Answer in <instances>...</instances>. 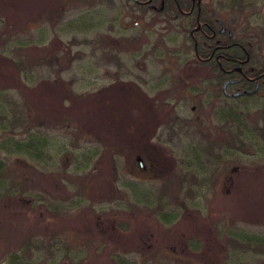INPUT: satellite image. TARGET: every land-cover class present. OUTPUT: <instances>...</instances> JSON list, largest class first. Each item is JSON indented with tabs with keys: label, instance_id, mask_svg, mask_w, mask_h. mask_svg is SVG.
<instances>
[{
	"label": "rangeland",
	"instance_id": "obj_1",
	"mask_svg": "<svg viewBox=\"0 0 264 264\" xmlns=\"http://www.w3.org/2000/svg\"><path fill=\"white\" fill-rule=\"evenodd\" d=\"M90 1L91 5L61 6V20L51 25L48 12L54 7L53 0H0V9L10 15L13 28L9 26V34L29 39L43 28L47 35L42 42L25 48L11 46L6 54L1 52L0 42V83L14 87L10 84H16L25 71L51 83L63 76L71 91L91 92L88 99L93 98L91 112L95 111V119L87 118L83 126L75 120H59V110L49 109L44 100L26 104L25 109L36 115L44 110L37 127L54 136L58 146L51 149L56 156L50 164L0 152L6 165L0 174V264H7L12 252L35 264H230L224 257L233 249L244 256L242 264H264V252L228 243L219 233V228L237 227L264 234V156L254 150H237L223 162L216 184L210 181L209 171L203 174L209 182L202 187L189 181L172 193L162 179L174 168L192 170L187 147L195 148L201 166L209 168L211 154L198 126L206 116L217 122L215 116L223 103L210 105L204 101L208 91L204 95L195 91L197 95H183L176 102L175 120L157 124L148 108L145 119L139 111L133 112V87L152 98L173 84V74L181 73L192 81H198L206 71L209 74L195 61L184 60L179 72L169 65L168 46L176 47L178 59L192 56L182 47L186 31L180 20L157 13L160 1L144 14L131 0ZM203 1H209L216 14L230 11L222 0ZM245 12H249L248 22L231 15L236 23L231 34L254 35L252 39L264 49V0H245ZM85 14H92L97 22L89 28L64 25ZM88 24V18L79 21V25ZM108 34L116 39L115 47L99 39ZM123 41L128 46H122ZM118 82L121 84L113 85ZM163 98L173 101L175 95L160 93L150 106L160 105ZM248 103L253 113L261 99L255 97ZM186 117L193 118L192 122H184ZM89 122L93 128H88ZM257 122L252 118L247 123L255 126ZM82 126L84 131L77 137L74 131ZM107 137L111 143H125L127 149L119 152L112 144L105 151L102 141ZM95 148L103 153L84 170H76L85 158H76L71 151ZM123 179L156 192L167 185L162 200L171 206L162 204L178 211V219L171 224L158 219V203L148 205L133 198ZM141 189L136 187L135 193L141 195ZM119 220L128 228L118 227ZM189 236L201 242L198 251L185 245Z\"/></svg>",
	"mask_w": 264,
	"mask_h": 264
},
{
	"label": "trees",
	"instance_id": "obj_2",
	"mask_svg": "<svg viewBox=\"0 0 264 264\" xmlns=\"http://www.w3.org/2000/svg\"><path fill=\"white\" fill-rule=\"evenodd\" d=\"M142 1L146 0H131L132 5L140 9L142 14H144L146 10L152 8L148 7L146 3L155 4L157 1H160V3H162V8L156 12L166 13L173 19L178 18L183 29L185 28L186 34L182 47L190 51L192 56L187 57L185 55L183 59H178L176 57V47L171 48L168 46V54L166 57L169 65H174L179 72L181 70L180 64H182L184 60L188 62L195 61L200 64L203 70L207 69L209 74H206L207 71L204 72L203 75L198 77V81H192L189 76L184 78L181 73L177 75L173 74V84L153 94L152 98L158 97L160 93L166 96V94L172 92L175 95L174 100L170 101L163 98L162 103L160 105L157 104L154 108L150 106L152 98L144 95L138 87H133L131 92L133 98L136 100L133 112L139 111V115L143 116L145 119L147 117L148 108L154 122L156 121L157 124H161L162 122L165 123L167 119L173 118L175 120L177 116L175 104L183 95H197L194 93L195 91H199V94L201 93L204 95L208 91V93L205 94L206 97L204 101H207L210 105L214 102L221 101L223 105H220L215 116L217 122L212 121L210 117L206 116V120L198 126L205 147H207L206 150L211 154V156L208 157L209 168L204 169L203 166H201L203 164L195 148L189 147L188 149L187 147L186 151L189 153H186L188 154L187 158L190 157L192 161L189 163L187 159L185 160L193 167L192 170L190 172L189 170L185 172L181 168L180 170L174 168L169 172H165L162 178L163 180L166 179L164 182L171 187L172 193L178 189L179 184L187 185L190 182H195L202 187L209 182L206 180V176L203 175L205 172L209 171H211L209 176L213 178L210 181L216 184L220 181L219 178L222 176L221 167L223 162L234 157L237 150H243L244 152L254 150L264 156V92L262 90H257L253 93L245 92L232 96L223 89L224 81L234 78H240V80L231 83L228 90L237 87L251 89L254 87L253 78H256L264 70V49L260 47V42L255 40V38L252 39L254 35H248L242 32H234L231 34L230 32V29H235L233 24L235 23V19H233L231 15H235V18L242 17V20L248 22L249 12H245V0H222L230 8L229 13L225 14H216L212 10L210 2L203 0ZM82 2L87 5H91L92 3L90 0H53L54 7L48 12L50 24L55 25L61 20L62 16L59 9L61 6ZM2 13L3 11L0 9V42H3V49H1V52H4V54H6L5 50L11 48V46L21 49L31 45L33 42H42V40L47 38L43 28L37 31L36 37L34 35L29 39L19 37V35L9 34V26L13 28L8 19L10 15H4V13ZM84 18H88L89 24L79 25V21H82ZM96 22L92 14H85L81 15L77 21L72 19L64 25H78L76 29L80 27L89 28ZM222 26L224 30H222ZM22 27L25 28V25ZM13 32L16 33V29ZM9 36H11V38H9ZM110 36L109 34L104 37L99 36V39L106 40L107 45L115 47L116 39H111ZM118 41L122 43L121 40L118 39ZM123 44L122 46H128L127 41H123ZM116 57H118V54ZM18 65L22 69L26 68L22 67V63ZM43 77L50 78L49 76ZM18 80L16 84H10L14 87L8 86L5 83H0V152L21 155L41 163H53L56 152L51 154V149L56 147V145L58 146L57 140L46 131L43 133L40 132L37 127L40 122L39 119L44 118V110L40 109L37 111L40 114L36 115V112L32 109L31 111L28 108L25 109L26 104L34 100H44L48 102L47 106L49 109L59 110L56 112L59 120H63V122L66 123L75 120L83 126H86L85 123L87 118L95 119V116L92 115L95 111L93 110V112H91V102L93 98L88 99L91 92L75 93L71 91L68 81L63 78V76L57 77L56 81L51 83L49 80L41 81V76L38 77L33 72L25 71L24 76L21 74ZM117 84L121 83L118 82L113 85ZM128 97L130 98V95H128ZM255 97H259L261 103L257 105L256 110L252 113V110H250L251 105H249L248 102H252V99ZM26 115L28 117H26ZM252 118L258 120L257 125L249 126L247 122ZM191 119L193 118L186 117L184 122L189 124L192 122ZM89 125L91 127L88 128H93L91 122H89ZM83 126L82 129L77 127L78 130L74 131L77 133V137L84 131ZM147 139V141L143 140L144 144L147 143L150 138ZM110 143L108 137L107 140L102 141V147L103 149L105 148V151L108 145L110 147L112 144H114V149L119 152H124V148L127 149L125 143ZM100 153L103 152H100L99 149L96 148L93 150L82 149V151L78 153L71 151L74 157L78 158L82 156L85 158L82 161L83 163H81L83 166H75L76 170H84L90 162L94 163ZM104 156H107V154H103V157ZM185 160H182V162ZM5 166L4 160L0 157V174ZM191 177L194 181L190 180ZM83 178L86 180V176H83ZM123 181L129 188L133 198L148 205H152L155 202L158 203L156 205V210L158 211L157 217L165 224H171L178 219V211L163 206L162 204L166 203L167 206H171L170 203L163 202L162 200V194L165 193L164 189L167 185H165L164 189L159 188L158 192H156L155 189L144 187L136 181L125 179H123ZM136 187L142 188L141 190L143 192L141 195L135 193ZM81 191L84 192V187ZM117 226L121 229L128 228V225L123 220H119ZM219 229V233L225 235L222 236L225 237L228 243L236 242L239 247L247 245V247L252 246L254 250L256 249L264 252L263 233L250 232L237 227ZM185 245L189 250L196 252L200 249L201 242L195 236H189ZM241 254L239 250L233 249L229 252L228 258L226 256L224 257V260L230 264H242L245 260L242 259L244 256H240ZM7 260V264L36 263L34 260L23 259L18 252L10 253Z\"/></svg>",
	"mask_w": 264,
	"mask_h": 264
},
{
	"label": "flooded vegetation",
	"instance_id": "obj_3",
	"mask_svg": "<svg viewBox=\"0 0 264 264\" xmlns=\"http://www.w3.org/2000/svg\"><path fill=\"white\" fill-rule=\"evenodd\" d=\"M147 1V0H146ZM146 1H142V2H146ZM150 1V0H149ZM147 4V6L148 7H152L153 8V6H151V4L150 3H146ZM154 5V4H153ZM222 30H224V27H223V29ZM263 74H264V70H263V72H261L256 78H253L254 80H253V82H254V87L253 88H251V89H249V88H242V87H237V88H235V89H232L231 91H229L228 90V88H229V85L231 84V83H233L234 81L236 82V80L237 81H239L240 80V78H234V79H226L225 81H224V84H223V89L229 94V95H232V96H235L233 93H235V92H237V91H243L242 93H245V92H251V93H253V92H255V91H257V90H262V91H264V77H263ZM226 81H228L227 82V84L225 85V82ZM241 93V94H242Z\"/></svg>",
	"mask_w": 264,
	"mask_h": 264
},
{
	"label": "water",
	"instance_id": "obj_4",
	"mask_svg": "<svg viewBox=\"0 0 264 264\" xmlns=\"http://www.w3.org/2000/svg\"><path fill=\"white\" fill-rule=\"evenodd\" d=\"M149 1V0H148ZM151 6L155 7L153 4H151ZM162 8V3L160 4L159 7H156V9L160 10ZM222 29H223V26H222ZM228 81L225 82V85L227 84ZM243 91H237L235 93H233L234 95H237V94H240L242 93Z\"/></svg>",
	"mask_w": 264,
	"mask_h": 264
},
{
	"label": "bare ground",
	"instance_id": "obj_5",
	"mask_svg": "<svg viewBox=\"0 0 264 264\" xmlns=\"http://www.w3.org/2000/svg\"><path fill=\"white\" fill-rule=\"evenodd\" d=\"M241 94V93H240ZM238 95V94H237Z\"/></svg>",
	"mask_w": 264,
	"mask_h": 264
}]
</instances>
